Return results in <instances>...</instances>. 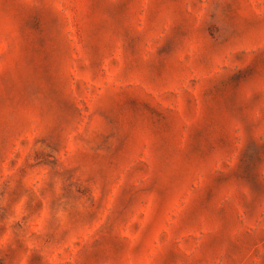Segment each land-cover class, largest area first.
<instances>
[{"label":"rangeland","instance_id":"rangeland-1","mask_svg":"<svg viewBox=\"0 0 264 264\" xmlns=\"http://www.w3.org/2000/svg\"><path fill=\"white\" fill-rule=\"evenodd\" d=\"M0 264H264V0H0Z\"/></svg>","mask_w":264,"mask_h":264}]
</instances>
